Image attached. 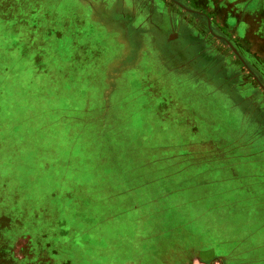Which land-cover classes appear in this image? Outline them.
I'll use <instances>...</instances> for the list:
<instances>
[{"label":"crops","instance_id":"0c3cea01","mask_svg":"<svg viewBox=\"0 0 264 264\" xmlns=\"http://www.w3.org/2000/svg\"><path fill=\"white\" fill-rule=\"evenodd\" d=\"M5 3L36 5L31 14H18L19 19H35L37 32L50 33L52 38L85 44V56L67 67V75L75 68V76L81 71L80 77L69 78L72 95L77 80L86 81L99 87L100 99L106 100L107 86L113 87L121 72L132 69L147 89V99L155 96L167 102L163 112H154L160 118L155 127L137 131L136 149L128 145L131 149L125 150L126 164H140L131 178L133 204L124 209L101 206L102 215L95 221L92 214L97 210L87 206L74 210L85 225L80 227L84 229L80 242L70 241V263L195 264L218 258L222 264H264V142L222 140L219 128L213 132L205 127L208 133L203 130L202 135L194 113L184 112L183 107L181 90L211 85L219 93L217 101L234 100L244 116L251 111L252 66L220 33V25L202 12L175 11L174 5H180L175 0ZM160 36L165 45L156 44ZM197 62L200 66L192 67ZM235 65L230 76L228 68ZM236 78L250 87L248 93L230 94ZM84 94L85 100H94L91 88ZM147 99L148 104L154 100ZM168 101H174L175 107ZM219 107L220 112L229 111L225 104ZM138 114L144 122L152 115ZM98 117L103 114L95 113L91 119ZM238 128L231 126L235 137ZM152 167L165 176L137 177H145ZM137 197L141 200L135 202Z\"/></svg>","mask_w":264,"mask_h":264},{"label":"rangeland","instance_id":"374dc122","mask_svg":"<svg viewBox=\"0 0 264 264\" xmlns=\"http://www.w3.org/2000/svg\"><path fill=\"white\" fill-rule=\"evenodd\" d=\"M6 1L0 0V264H71L70 241L80 242V227L85 225L74 210H97L92 214L95 221L102 215L101 206L124 209L133 204L131 178L140 164H126L125 150L136 149L137 131L155 127L160 118L154 112H163L167 102L147 99V89L132 69L121 72L113 87L107 86L106 100H101L99 87L86 81L77 80L72 95L70 79L80 77L81 71L75 76V68L67 75V67L85 56V44L37 32L35 19L21 21L18 15L31 14L37 6ZM175 1L180 3L175 11L202 12L219 24L220 33L248 57L253 75L251 111L245 116L234 100L217 101L219 93L211 85L181 90L184 112L194 113L202 135L203 130L208 133L205 127L213 132L219 128L222 140L264 142V0ZM168 28L162 26L163 33ZM42 42L45 47L38 52ZM156 44L165 45L162 36ZM236 67L228 68L230 76ZM90 88L94 100H85ZM230 88L232 96L250 91L238 78ZM146 99H154L149 104L156 110ZM219 104L238 112H220ZM138 112L152 115L144 122ZM95 113L103 117L91 119ZM231 126L239 127L236 137ZM147 171L137 177L165 176L154 167Z\"/></svg>","mask_w":264,"mask_h":264},{"label":"built area","instance_id":"2783aa9c","mask_svg":"<svg viewBox=\"0 0 264 264\" xmlns=\"http://www.w3.org/2000/svg\"><path fill=\"white\" fill-rule=\"evenodd\" d=\"M195 264H222V262L218 258H212V259H207L204 261L197 262Z\"/></svg>","mask_w":264,"mask_h":264}]
</instances>
